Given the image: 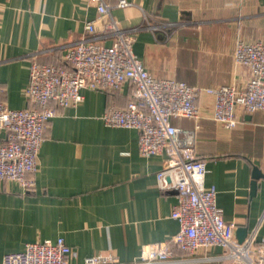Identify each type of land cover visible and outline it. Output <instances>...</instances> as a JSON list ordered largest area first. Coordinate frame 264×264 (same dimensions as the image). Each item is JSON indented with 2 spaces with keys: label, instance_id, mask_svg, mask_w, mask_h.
I'll return each mask as SVG.
<instances>
[{
  "label": "crops",
  "instance_id": "1",
  "mask_svg": "<svg viewBox=\"0 0 264 264\" xmlns=\"http://www.w3.org/2000/svg\"><path fill=\"white\" fill-rule=\"evenodd\" d=\"M105 0L111 16L133 36L132 51L155 78L198 88L243 89L250 71L234 62L237 42L264 44V0ZM95 0H0V99L9 109L33 107L25 95L32 63L63 65L70 46L85 38L86 22L103 36ZM151 26L166 25L155 32ZM169 25V26H168ZM105 45L111 37H101ZM130 85L115 91L82 90L76 107H57L44 131L35 185L0 182V264L27 244L62 238L72 249L68 264L111 254L120 263L165 250L172 264H226L221 247L180 251L172 244L175 191H162L156 174L164 154L142 157L135 129L104 125L108 108H124ZM214 99L202 92L196 120L172 124L196 130L195 154L205 162L204 185L216 189L225 221L246 237L258 225L264 243V177L252 190L253 171L264 176V110H236L238 125L212 120ZM245 237V238H246Z\"/></svg>",
  "mask_w": 264,
  "mask_h": 264
},
{
  "label": "built area",
  "instance_id": "2",
  "mask_svg": "<svg viewBox=\"0 0 264 264\" xmlns=\"http://www.w3.org/2000/svg\"><path fill=\"white\" fill-rule=\"evenodd\" d=\"M103 36L95 23L85 24L86 37L70 46L63 65L32 63L25 95L33 107L9 109L0 99V182L13 181L25 190L33 189V174L44 140V131L55 115L49 103L57 107H76L83 101L82 90L115 91L123 84L131 87L124 108H108L101 116L105 126L135 129L142 157L164 154L162 168L156 174L162 191H175L178 201L171 218L179 228L172 244L190 254L221 247L219 257L226 264H264V243L257 238L258 225L240 243L234 235L235 224L227 222L216 205V189L204 185L205 162L195 154L198 125L192 130L172 124V119L196 120L198 96L213 97L212 120L227 129L238 125L236 110L246 113L264 110V44L237 42L234 62L250 71L243 89L235 86L198 88L174 79L153 77L132 51L134 36L121 28L110 14L105 0H95ZM118 0L117 8H128ZM166 26L162 25L161 27ZM169 26V25H168ZM147 27L155 32L159 26ZM101 37H111L105 45ZM72 249L58 238L54 243L27 244L20 252L7 253L2 264H68ZM170 254L161 250L143 253L127 264H172ZM83 264H123L111 254L87 257Z\"/></svg>",
  "mask_w": 264,
  "mask_h": 264
},
{
  "label": "water",
  "instance_id": "3",
  "mask_svg": "<svg viewBox=\"0 0 264 264\" xmlns=\"http://www.w3.org/2000/svg\"><path fill=\"white\" fill-rule=\"evenodd\" d=\"M260 177H264V176L255 168L253 171V182H252V190L253 191L255 190L257 180ZM236 236H237V241L241 243L246 237V230H240V229L237 230Z\"/></svg>",
  "mask_w": 264,
  "mask_h": 264
}]
</instances>
